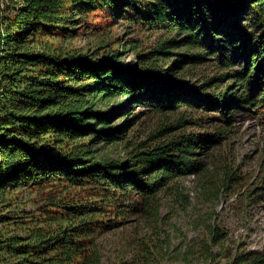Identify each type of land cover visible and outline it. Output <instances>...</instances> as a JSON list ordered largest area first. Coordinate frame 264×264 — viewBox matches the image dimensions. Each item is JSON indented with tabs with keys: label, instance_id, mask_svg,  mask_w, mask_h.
Returning a JSON list of instances; mask_svg holds the SVG:
<instances>
[{
	"label": "trees",
	"instance_id": "16d2710c",
	"mask_svg": "<svg viewBox=\"0 0 264 264\" xmlns=\"http://www.w3.org/2000/svg\"><path fill=\"white\" fill-rule=\"evenodd\" d=\"M97 13L173 33L158 53L181 43L198 52L176 64L210 60L220 72L217 79L181 85L168 79L173 66H143L140 73L120 68L118 52L93 63L58 54L56 42L75 37L82 19ZM215 80L218 91L210 96L206 87ZM118 96L126 98L123 105L108 114L94 111L95 103ZM135 105L157 113L189 107L224 120L209 137L181 134L128 162L97 161L94 145L104 134L117 139L130 123L97 127ZM231 110L264 117V0H0L1 211L11 206L14 192L53 179L99 187L105 201L156 196L172 180L202 169L194 158L198 150L229 139ZM60 208L72 216L53 212L27 235L1 239L0 264H102L94 243L84 239L95 225L87 219L98 209L67 203ZM7 219L0 214V224Z\"/></svg>",
	"mask_w": 264,
	"mask_h": 264
},
{
	"label": "rangeland",
	"instance_id": "374dc122",
	"mask_svg": "<svg viewBox=\"0 0 264 264\" xmlns=\"http://www.w3.org/2000/svg\"><path fill=\"white\" fill-rule=\"evenodd\" d=\"M82 20L84 25L75 37L56 42L58 54L81 56L93 63L118 52L115 61L120 68L140 73L143 66L159 70L173 66L168 79L181 85L202 86L220 73L210 60L199 66L191 61L176 64L198 52L181 43L166 55L159 54L160 44L173 33L145 29L103 13ZM217 83L206 87L208 95L218 91L212 88ZM125 102V97L118 96L101 100L93 108L108 114ZM118 113L97 129L130 124L116 134L117 139L108 141L104 134L94 145L97 161L128 162L137 152L181 134L209 137L224 120L219 113L189 107L157 113L135 105L129 112ZM230 115L229 139L198 150L194 158L203 164L202 169L172 180L166 191L105 201L96 193L103 191L99 187H76L53 179L11 195V206L0 210L8 218L0 224V240L27 235L53 212L71 217L72 210L60 208L67 203L98 209L87 219L95 225L84 239L94 243L102 264H258L256 260L264 258V117L246 110ZM85 142L88 139L77 141Z\"/></svg>",
	"mask_w": 264,
	"mask_h": 264
}]
</instances>
